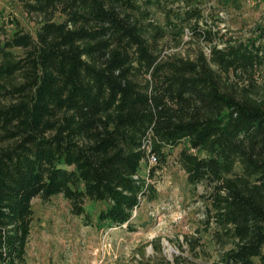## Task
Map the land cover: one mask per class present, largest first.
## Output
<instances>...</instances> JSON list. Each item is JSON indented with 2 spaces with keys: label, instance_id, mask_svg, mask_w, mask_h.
<instances>
[{
  "label": "trees",
  "instance_id": "trees-1",
  "mask_svg": "<svg viewBox=\"0 0 264 264\" xmlns=\"http://www.w3.org/2000/svg\"><path fill=\"white\" fill-rule=\"evenodd\" d=\"M164 1L21 0L33 30L0 23V264H26L36 197L62 195L89 226L84 203H97L101 227L131 228L183 143L172 162L187 185L206 187L216 264H264V98L236 73L264 54L199 28L189 0L181 13ZM184 24L207 53H163Z\"/></svg>",
  "mask_w": 264,
  "mask_h": 264
},
{
  "label": "rangeland",
  "instance_id": "rangeland-1",
  "mask_svg": "<svg viewBox=\"0 0 264 264\" xmlns=\"http://www.w3.org/2000/svg\"><path fill=\"white\" fill-rule=\"evenodd\" d=\"M163 9L181 13L179 0H165ZM201 9L205 22L223 34L221 40L241 41L254 45L264 54V0H189ZM182 15V14H181ZM156 16L160 18V11ZM33 30L35 20L22 8L21 0H0V23L13 30ZM178 43L171 37L163 40L165 54L185 55L200 47L205 53L209 43L197 37L186 25ZM261 28V29H260ZM260 33V37H255ZM213 43H218L213 37ZM221 43L217 44L220 47ZM248 70V69H247ZM236 72L238 85L252 84L253 95L264 98V58L248 71ZM235 76L229 73L228 77ZM185 143L172 150L167 165L151 179L156 197L141 200L131 213V228H104L94 218L101 205L86 201L93 224L83 225L81 218L70 213L62 195L46 201L32 200L33 221L26 246V264H216L222 242L216 239L217 227L206 217L208 203L203 197L206 187L185 183L183 171L172 162L174 154Z\"/></svg>",
  "mask_w": 264,
  "mask_h": 264
}]
</instances>
